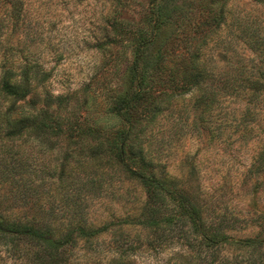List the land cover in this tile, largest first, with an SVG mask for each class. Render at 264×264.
<instances>
[{
	"label": "rangeland",
	"instance_id": "rangeland-1",
	"mask_svg": "<svg viewBox=\"0 0 264 264\" xmlns=\"http://www.w3.org/2000/svg\"><path fill=\"white\" fill-rule=\"evenodd\" d=\"M148 3L124 0L128 11L123 21L135 19L148 29L153 24L144 18L151 10ZM159 5L163 23L144 56L149 74L153 71L165 83L154 84L137 102L123 160L113 144L114 134L128 126L112 114V108L120 93L138 91L128 82L136 52L110 37V3L26 0L20 42L25 55L29 53L44 73L51 74L47 83L37 85V121L47 108L46 96H62V107L54 103L50 112L60 123L77 129L53 137L41 133L37 146L32 138L25 140L22 161L32 175L24 182L33 181L29 195L44 205L46 213L54 210L61 232L80 223L92 230L109 228L94 241L92 251L79 246L72 254L73 264L76 256L113 264L109 256L114 243L121 246L114 264H199V255L181 239L168 242L159 255L149 250L145 239L152 232L138 225L137 217L153 191L129 170L141 169L173 184L198 203L208 225L215 222L224 228L222 235L234 240L264 239V165L259 160L264 151V95L251 96L244 87L249 84L240 80L236 83L241 89L235 84L215 107L211 103L206 107L201 99L205 86L206 95L213 91L220 72L234 76L233 65L243 62L251 70L264 61V53L249 52L248 36L255 30L257 39H264V0H161ZM12 37L17 40L18 35ZM103 42L108 46L103 48ZM161 53L160 67L152 70ZM195 54L199 66L210 74L205 86L187 91L182 82L170 84L171 76L181 81L180 69ZM133 146L137 150L131 152ZM6 189L1 183L4 199ZM52 202L55 205L50 207ZM165 205L166 213L177 209L170 199ZM221 250L229 259H247L251 254L232 243ZM93 255L100 259L91 260Z\"/></svg>",
	"mask_w": 264,
	"mask_h": 264
},
{
	"label": "trees",
	"instance_id": "trees-1",
	"mask_svg": "<svg viewBox=\"0 0 264 264\" xmlns=\"http://www.w3.org/2000/svg\"><path fill=\"white\" fill-rule=\"evenodd\" d=\"M160 2L161 0H149L148 5L151 10L148 14L145 13L144 18L146 17L145 21H153V24L145 30L144 26L135 23V19L128 23L123 21L122 18L128 11L124 0H108L113 16L110 19V37L114 35L117 43L133 47L136 52L135 60L128 69V82L138 91L131 89L128 94L120 93L115 98L112 108V114L128 126L114 134L113 144L118 151L119 159L126 157L125 141L133 132L132 115L136 104L142 101L143 92L153 88L154 84L165 83L164 78H160L159 81L153 71L149 74L150 68L145 64L144 56L145 49L156 40L158 29L163 23L164 11L159 5ZM25 8L26 0H0V184L5 183L7 185L5 192H8L6 199L0 195V264H73L72 254L75 250L83 245L82 248L88 247L92 251L95 247L94 241L108 233L109 228L105 226L100 230H92L85 223H80L68 232H61L60 227L56 225V218L52 215L54 210L51 208L49 213H46L44 205H40L33 195H29L33 181L28 184L24 182L32 175L30 171L28 172L27 164L22 161L25 140L32 138L37 146V136L41 133L53 137L66 133L68 129L72 128L75 131L77 129L73 125L68 127L60 123L50 112L54 103H59L62 107L65 102V97L62 96L47 95L45 98L47 108L42 112L43 119L37 121V85L47 83L51 74L44 73L37 66V62L30 59L29 53L25 55L20 42L22 39L20 35L23 33L22 23L25 22ZM14 34L18 35L17 40L13 39ZM248 36L251 39L249 52L254 56L264 53V39H257L259 36L255 30H252ZM102 45L103 48L108 46L105 42ZM261 46L263 50H259ZM233 52L236 53L234 47ZM163 56L164 53H161L152 70L160 67ZM258 58L260 59L259 56ZM199 59L198 54L192 56L180 69L181 81L177 82L176 78L171 76L169 83L176 85L182 82L185 86L183 88L187 91L199 87L201 90L205 86H203L205 79L210 78V74L205 71V67L199 66ZM261 60L257 65L252 66L251 70L243 62L233 65L234 76L232 73L220 72L219 80L213 82L214 89L208 95L205 86L201 98L204 105L206 107L210 103L214 107L219 105L220 97L226 95V92L233 89L240 80L249 84L244 87L248 88L251 96L264 95V69H262L264 61ZM254 67L257 72H253ZM237 89H241V86L238 85ZM23 106L29 107L30 110H24ZM130 149L131 152L137 150L135 146ZM259 160L264 165V151L260 154ZM129 171L146 189L153 191L148 196L149 202L146 208L137 217V224L152 232L145 241L149 250L156 255L160 254V249L168 242L181 239L187 241L188 250L199 255V264H264V239L234 240L222 235L224 228L215 222L208 225L198 203L179 192L173 184L159 181L141 169ZM167 199L172 200L177 207L170 214L164 212ZM54 205L55 203L52 202L50 207ZM15 210H27V212L17 215L14 214ZM178 223L182 224L183 228H178ZM186 224L189 227L187 231ZM69 226L71 227V224ZM228 243L251 251L249 258L229 259L222 256L221 248ZM116 244H113L115 246L109 256L112 258L109 261L113 264L121 247ZM128 251L133 252L132 249ZM255 253H258L256 257H254ZM120 254L123 256V252ZM90 257L93 261L95 257L98 258L96 255ZM75 259L77 264H102L97 260L92 263L87 261V258L79 259L77 256Z\"/></svg>",
	"mask_w": 264,
	"mask_h": 264
}]
</instances>
